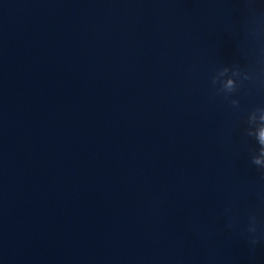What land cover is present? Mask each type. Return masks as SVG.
I'll return each instance as SVG.
<instances>
[{
    "label": "water",
    "instance_id": "1",
    "mask_svg": "<svg viewBox=\"0 0 264 264\" xmlns=\"http://www.w3.org/2000/svg\"><path fill=\"white\" fill-rule=\"evenodd\" d=\"M262 18L264 0H0V264H264L245 136L264 92L236 113L211 86L255 62Z\"/></svg>",
    "mask_w": 264,
    "mask_h": 264
},
{
    "label": "clouds",
    "instance_id": "2",
    "mask_svg": "<svg viewBox=\"0 0 264 264\" xmlns=\"http://www.w3.org/2000/svg\"><path fill=\"white\" fill-rule=\"evenodd\" d=\"M253 37L264 41V27L253 32ZM211 86L215 90L216 97H222L234 112L239 113L241 110L240 99H233V96H248L253 89L264 92V44L258 49V55L253 64L242 67L239 63H234L218 68L211 77ZM246 123L248 127L245 130V136L254 139L257 145L251 154L250 162L264 176V105L255 107L248 112ZM254 126L259 128L258 135H253L251 131ZM260 199L264 202V194ZM226 212L231 214L232 208L229 207ZM248 219L246 238L254 250L257 244L264 243V226L260 224L255 213L250 214ZM228 227H235V221L231 218Z\"/></svg>",
    "mask_w": 264,
    "mask_h": 264
}]
</instances>
